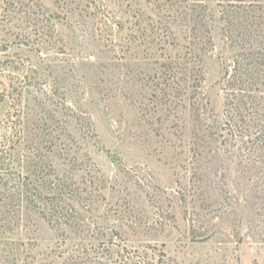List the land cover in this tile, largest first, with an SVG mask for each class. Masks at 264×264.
Wrapping results in <instances>:
<instances>
[{"label":"rangeland","instance_id":"1","mask_svg":"<svg viewBox=\"0 0 264 264\" xmlns=\"http://www.w3.org/2000/svg\"><path fill=\"white\" fill-rule=\"evenodd\" d=\"M225 5L0 0V130H20L6 179L20 193L16 264H264L250 123L264 113V0L237 18ZM169 55L202 70L194 99L166 96Z\"/></svg>","mask_w":264,"mask_h":264},{"label":"trees","instance_id":"2","mask_svg":"<svg viewBox=\"0 0 264 264\" xmlns=\"http://www.w3.org/2000/svg\"><path fill=\"white\" fill-rule=\"evenodd\" d=\"M149 1L154 6V9L161 10L162 7H166V9L169 11V10H173L179 4L181 5L187 2L188 0H149ZM220 2L226 3L223 9L226 10L228 14H231V16L234 15L236 18L240 13H246V10L249 9H251V12H254L258 7V6H253L255 4H258V0H220ZM191 11H192L191 8H189L188 12L190 13ZM188 12H185L184 16H187ZM250 18L253 17L251 16ZM261 20L262 23L264 24V18L260 19L257 17V27L259 28L261 25H263L261 23ZM169 29L170 28H168V30ZM169 32L170 33L168 34L169 35L168 38L173 40L174 35L171 33V31ZM191 62H192L191 57L184 59V58H179L178 56L169 55L167 59H165V62L161 65L164 68V72H165V80L163 83H164V89L167 90L166 96H168V99L170 100L173 99L175 97L174 95L180 93L181 90L182 93L186 92V94H188L186 95L187 98L184 97V101L195 98L196 88L200 87V83L204 81V77L202 70L196 72L195 75L193 74L191 75L189 71L191 70L190 67ZM198 73L199 76H197ZM259 75L257 77H259ZM191 79L192 82H190ZM241 82L242 81L240 80L239 83ZM189 83H193L192 86H190ZM225 84L227 87L229 85V81L228 82L226 81ZM224 89H225L224 90L225 99L228 100L229 99L228 97L230 96L227 92L228 89L226 88ZM238 91L241 92L240 90ZM255 99H261V98L259 97V98L251 99L253 102L254 109H256L259 105L258 101H255ZM230 102L228 103V105L232 104V101ZM234 104L237 109V114L238 116H240L238 124H235L237 133L236 132H235L236 134L234 133L235 134L234 137L237 136L239 138V141L241 142L243 137L247 136V134L245 133L248 131V128H246L247 120L241 114L242 111L241 109L244 107L243 96L238 94V99L234 100ZM250 121H252L250 123L254 124L253 135L256 137V139H258L256 142L253 141L254 143L253 142L251 143L256 144L257 149H261L262 151H264V113L261 115L258 114V111H256L255 114H253V117L250 119ZM259 121L262 122L261 126H258ZM222 129L223 131L226 132L228 131L229 123L227 121L225 123L224 128ZM18 134H20V130L13 129L12 126L11 127L6 126L4 132L0 130V232H1L0 233V264H16V260H15L16 252L14 250L18 247L20 248L24 247V242L20 240V238L15 237L14 235L13 236L7 235L8 232H10V230L14 228L16 222L19 221V212L21 209L19 191L16 190L15 187L11 189L6 188L7 177L16 175L12 171V167L15 160L12 159V157L10 158V154H8V152L12 149L13 147L12 143L14 139L17 138ZM227 141L224 139L221 143L227 144ZM257 157L262 159L263 161L264 153L262 154L257 153ZM17 176H18L17 178L19 179L18 183H20V173L17 174ZM11 190H13L14 192L11 193ZM109 255L112 254L109 253ZM125 259L126 261L124 262L123 257L121 256L118 264H146L145 261L142 260H139L138 262H134V263L132 262L127 263L128 260L127 257H125ZM82 260H84V258L81 257V255H73L70 256L67 260H65L62 264H89L88 262L85 261L80 262ZM22 264H29V263L22 262Z\"/></svg>","mask_w":264,"mask_h":264}]
</instances>
